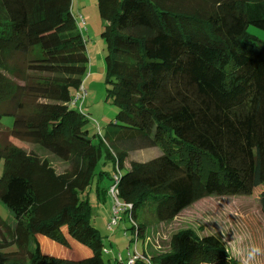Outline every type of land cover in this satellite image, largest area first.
I'll list each match as a JSON object with an SVG mask.
<instances>
[{
  "label": "trees",
  "instance_id": "trees-1",
  "mask_svg": "<svg viewBox=\"0 0 264 264\" xmlns=\"http://www.w3.org/2000/svg\"><path fill=\"white\" fill-rule=\"evenodd\" d=\"M96 3L106 22V97L118 110L112 125L160 154L122 173L124 158L89 138V117L73 106L88 57L71 0H0V120L12 117L11 137L71 166L58 177L47 162L0 145V203L14 234L0 244V264H104L83 199L91 184L100 200L116 185L136 237L146 212L168 222L201 199L256 190L264 220V41L248 32L264 31V0ZM102 157L116 168L111 178L97 169ZM38 237L66 248L73 240L91 254L47 255ZM223 261L236 264L221 239L183 230L168 252L133 264Z\"/></svg>",
  "mask_w": 264,
  "mask_h": 264
},
{
  "label": "rangeland",
  "instance_id": "rangeland-1",
  "mask_svg": "<svg viewBox=\"0 0 264 264\" xmlns=\"http://www.w3.org/2000/svg\"><path fill=\"white\" fill-rule=\"evenodd\" d=\"M96 4V0H71V12L79 25L88 57L87 74L83 79L86 95L83 99L79 93L75 95L76 104L73 106L88 115L86 128L92 143L97 145L101 139L111 150L113 159L118 154L124 158L123 173L129 168L130 162H146L157 157L160 149L140 148L136 143L126 140L129 135L127 132L112 125L118 110L106 97L110 86L105 83L106 52L105 42L101 38L106 22L99 17ZM248 32L264 41V31L250 26ZM12 122V117L0 120V145L8 143L19 148L37 162H47L58 177H69L66 172L70 171V161L62 162L34 144L11 137L8 131ZM102 162L103 157L97 169H102L111 178L116 170L114 164L111 161ZM104 181L103 185L108 187V178ZM95 189L96 185L91 184L83 193V199L89 205L90 224L100 238V260L104 264H127L129 258H135V254L139 255L137 260L156 258L169 251L171 236L183 230L194 231L199 237L217 236L236 264H264V220L257 190L249 196H211L201 199L168 222H159L154 212H146V228L142 236L136 237L131 230L129 214L121 213L122 206H115L114 199L109 195L104 200L98 199ZM0 218L3 220L0 224V244H10L14 236L13 218L1 203ZM38 239L42 252L47 255L79 259L91 254L88 248L73 240L69 241L70 247L66 248L43 237ZM219 264H224V261Z\"/></svg>",
  "mask_w": 264,
  "mask_h": 264
},
{
  "label": "built area",
  "instance_id": "built-area-1",
  "mask_svg": "<svg viewBox=\"0 0 264 264\" xmlns=\"http://www.w3.org/2000/svg\"><path fill=\"white\" fill-rule=\"evenodd\" d=\"M80 20L83 22V19L79 16ZM86 95V91L84 90V87L81 86L79 89V97H82V99L84 98V96ZM76 101V100H75ZM96 128L98 130V134H100V131L98 129V125H96ZM116 176L113 177V180H115ZM108 195L111 196L114 201H115V206H119L121 205L122 209H121V213L125 212L127 209L130 210L132 208V206L130 204H126V203H121L118 199H119V192L118 189L116 187V185H113L109 188L108 191ZM118 204V205H117ZM139 255L135 254V258H129L128 260V264H133L135 262V260L139 259L138 257Z\"/></svg>",
  "mask_w": 264,
  "mask_h": 264
},
{
  "label": "crops",
  "instance_id": "crops-1",
  "mask_svg": "<svg viewBox=\"0 0 264 264\" xmlns=\"http://www.w3.org/2000/svg\"><path fill=\"white\" fill-rule=\"evenodd\" d=\"M85 23V21H83ZM78 28H79V25H78Z\"/></svg>",
  "mask_w": 264,
  "mask_h": 264
}]
</instances>
